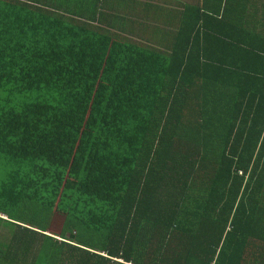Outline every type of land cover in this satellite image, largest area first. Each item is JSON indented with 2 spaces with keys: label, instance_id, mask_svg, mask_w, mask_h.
I'll list each match as a JSON object with an SVG mask.
<instances>
[{
  "label": "trees",
  "instance_id": "obj_1",
  "mask_svg": "<svg viewBox=\"0 0 264 264\" xmlns=\"http://www.w3.org/2000/svg\"><path fill=\"white\" fill-rule=\"evenodd\" d=\"M134 3L0 0V264H264V7Z\"/></svg>",
  "mask_w": 264,
  "mask_h": 264
},
{
  "label": "rangeland",
  "instance_id": "obj_2",
  "mask_svg": "<svg viewBox=\"0 0 264 264\" xmlns=\"http://www.w3.org/2000/svg\"><path fill=\"white\" fill-rule=\"evenodd\" d=\"M184 1H187V0H184ZM188 1H194V0H188ZM151 13L152 12H150L148 16H146L147 20L150 23L148 25L149 26H152V25L159 26L160 23L157 20L152 19L150 17ZM141 35L143 39H145L148 36L145 30H143ZM136 38H139V37H136ZM100 113H101V101L98 102L95 100L90 109L82 137H80V139H78L76 143V146L73 152V157L71 159L70 166L68 168V171L64 179V182L62 184L61 190L58 196L56 197V200L54 201L52 212L49 215L50 223H49L48 229L50 230H53V231L59 230V227L63 219L64 212L66 210L67 205L69 204L71 191L72 189H74L80 169H82L85 157L88 153L89 145H90L93 133L95 131V127L97 125ZM122 190H123V185L117 184V189L114 191L111 197V200L109 201L105 214H111L110 211L113 208V206L117 203L119 199L118 194Z\"/></svg>",
  "mask_w": 264,
  "mask_h": 264
},
{
  "label": "crops",
  "instance_id": "obj_3",
  "mask_svg": "<svg viewBox=\"0 0 264 264\" xmlns=\"http://www.w3.org/2000/svg\"><path fill=\"white\" fill-rule=\"evenodd\" d=\"M183 2L184 0H135L134 3V8H136L137 10V15L133 16V19L136 20V22H134V27L135 30H138V32H143V30H147V29H143L144 25H148L150 24L149 21L147 20L148 15L144 14L141 10L148 8V9H152V10H159V17H152L150 16L152 19L157 20L160 24L159 26H163V21H162V17H160V11L162 10H167L169 8H174L178 5V2ZM249 3H254L255 5H257L259 8L264 7V0H247ZM197 2L199 4H203V3H207L210 4L212 6L216 5V0H197ZM134 13V12H133ZM146 17V18H145ZM158 26V25H157ZM139 28V29H138ZM149 31V30H147Z\"/></svg>",
  "mask_w": 264,
  "mask_h": 264
}]
</instances>
